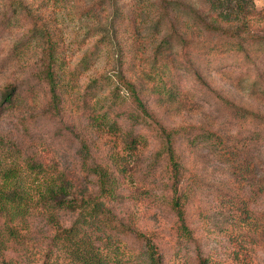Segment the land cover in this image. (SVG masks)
I'll return each mask as SVG.
<instances>
[{"label":"trees","instance_id":"trees-1","mask_svg":"<svg viewBox=\"0 0 264 264\" xmlns=\"http://www.w3.org/2000/svg\"><path fill=\"white\" fill-rule=\"evenodd\" d=\"M90 1L0 0V8L6 7L2 14L6 28L17 25L12 24V20L18 21V18L30 24L11 51L13 61L25 66L21 82L0 96V118L17 114L13 124L20 132L15 139L9 133L0 132V264H162L153 241L131 226H123L120 232L143 239L147 262H140L133 250L122 248V238H114L117 231L109 226L112 221L108 219L109 199L116 198L119 187L116 176L133 181L139 166L144 143L143 121L151 117L140 95L150 91V96L157 97L158 106L177 107L178 114L188 107L191 92L182 88L180 82L177 87L166 64L175 54L176 45L181 76L199 74L197 68L204 64L202 57L211 52H236L246 61L251 54L264 58V4L256 11L250 0H199L206 8L202 17L191 6L178 3L176 7V3H169L172 11L178 10V22L171 27L168 36L146 47L149 53L144 57L135 39L140 28L133 27V37L123 38L128 30L125 22L130 17L115 7L111 17L94 30L97 32L92 36L99 37L95 45L70 67V59L61 48L65 42L63 31L55 22L58 15L55 11L66 13L70 20L98 23L100 18L96 11L104 10L103 0ZM7 12L11 13L9 17ZM160 29H163L162 23L157 22L152 32L158 34ZM102 47L108 48L111 54L112 75L98 76L82 92L78 91L81 76L91 69ZM122 90L134 105L131 113L123 110L124 97L123 102L118 103ZM39 92L44 96L41 105ZM249 94L258 100L264 99L258 82L252 84ZM109 100L111 105L102 114L93 109ZM92 102L90 111L88 107ZM66 104L74 105L76 112H92L86 127L96 134L113 137L114 146L107 159L94 160L93 147L97 139L89 141L77 134L74 124L63 128ZM253 114L234 108L232 119L238 121L241 129L240 121L253 119ZM224 127L222 136L213 135L214 141L222 144L221 137L231 145L237 137L230 135L228 124ZM161 131L162 149L174 178L170 188L176 193L183 171L175 147L176 135L181 131L164 128ZM73 141H77L78 150H74L75 161L71 167H64L60 162L53 164L47 158L51 147L55 150ZM242 141L233 146L232 155L240 154L237 146ZM118 142L122 146L119 150ZM92 177L99 188L94 193L86 187ZM181 206L178 195L172 200V207L182 233L190 239ZM65 214L72 217L68 227L62 223ZM39 216L45 229L41 232L49 235L50 247L38 259L34 241L29 246L28 238L31 232L39 230L35 221ZM53 245L57 248L55 254ZM198 264H206V261L199 260Z\"/></svg>","mask_w":264,"mask_h":264},{"label":"rangeland","instance_id":"rangeland-1","mask_svg":"<svg viewBox=\"0 0 264 264\" xmlns=\"http://www.w3.org/2000/svg\"><path fill=\"white\" fill-rule=\"evenodd\" d=\"M97 1L100 0L90 3ZM250 2L256 11L261 10L264 4V0ZM169 3H176V7L178 3L191 6L201 17L206 10L199 0H103L101 4L104 10L96 11L100 18L98 23L82 22L77 18L70 20L66 13L55 11V14L58 13L55 22L63 31L65 42L61 48L70 59V67L75 66L86 50L95 45L99 37L92 36L97 32L94 30L111 17L115 7L130 17L125 22L128 30L122 35L123 38L133 37V27L140 28L135 39L144 57L149 53L146 47L150 43L152 47V42L159 43L168 36L171 27L178 22V10L172 11ZM5 8V5L0 8V96L21 82L25 66L13 61L11 51L30 27L26 19L18 18V21L12 20V24L17 25L6 28V20H2ZM10 14L7 12L8 17ZM185 17L191 19L190 16ZM157 22L162 23L163 29L155 34L152 27ZM174 51V55L167 57L166 64L177 87L180 82L182 88L191 92V102L178 114L177 107L169 109L158 106L157 97L150 96V91L140 95L151 117L143 121L144 143L135 180L116 176L119 187L116 198L109 199L111 214L108 216L112 221L109 226L117 231L114 238H122V248L133 250L143 263L147 262L148 256L142 248L143 239L121 233L120 230L126 226H131L153 241L162 264H198L199 260L206 261V264H264V99L258 100L249 94L254 82H258L261 92H264V58L251 54L249 61H246L236 52H211L202 57L204 64L197 68L199 74L181 76L178 71V45ZM215 67L217 69L214 70ZM113 68L109 49L102 47L91 69L81 76L78 91L82 92L98 76L112 75ZM172 89L175 90V87L172 86ZM119 97V104L124 97L123 110L131 113L134 105L123 90ZM38 99L41 105L44 102L42 92H39ZM92 105L93 102L89 104L90 111ZM110 105L109 100L97 104L93 109L102 114ZM234 108L250 111L255 117L240 121L243 123L240 129L238 121L232 119ZM17 116L10 114L0 118V132L9 133L15 139L20 133L13 124ZM91 116L92 112H76L74 105L66 104L62 124L64 129L74 124L77 134L89 141L97 139L93 157L102 161L107 159L114 141L113 137L96 134L86 127ZM225 124H228L230 135L237 137L236 140L232 139L231 145L221 137L222 144L213 138L215 134L222 136ZM162 128L181 131L176 135L175 147L183 171L176 193L171 192L170 188L174 178L161 145ZM240 140H243L240 145L244 146L238 145L240 154L234 156L232 148ZM77 148V141L62 144L55 150L51 147L47 158L53 164L60 162L64 167H71ZM120 148L122 146L118 142L117 150ZM109 166L112 167V163ZM86 187L93 193L99 189L93 177ZM178 195L181 196V208L185 225L191 233L190 239L182 233L172 207V200ZM35 221L39 230L30 233L28 242L31 246L34 241V252L38 253L39 259V255L49 249L50 242L49 235L44 236L41 232L45 230L41 216ZM71 221V215L65 214L64 227L70 226ZM56 249L54 246L53 254Z\"/></svg>","mask_w":264,"mask_h":264}]
</instances>
